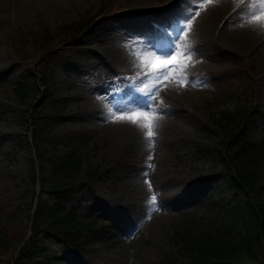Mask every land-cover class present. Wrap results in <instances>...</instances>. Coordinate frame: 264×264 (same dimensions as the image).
I'll list each match as a JSON object with an SVG mask.
<instances>
[{
    "label": "rangeland",
    "instance_id": "obj_1",
    "mask_svg": "<svg viewBox=\"0 0 264 264\" xmlns=\"http://www.w3.org/2000/svg\"><path fill=\"white\" fill-rule=\"evenodd\" d=\"M217 4L0 0V17L22 15L0 28V236L4 229L28 230L41 176L47 185L57 178L77 188L82 201L74 218L92 222L90 230L82 228L85 256L54 246L70 264H158L167 255L181 260L180 237L188 226L205 231L229 225L238 237L244 219L238 205L264 203V173L256 200L227 185L229 173L219 161L220 117L242 112L243 133L264 140V43L257 49L242 39L240 22L204 26ZM166 12H176L171 22L179 33L152 47L138 22ZM74 25L81 28L75 38L69 31ZM45 32L74 44V52H61V44L40 58L34 45L28 53L25 43ZM180 32L192 38L180 39ZM174 49L181 53L179 64L166 77L148 75L159 67L157 58ZM25 77L32 83L20 99L11 87ZM149 91L155 136L138 145L131 133L147 136V129L115 117L146 106ZM54 103L60 108L52 110ZM34 107L40 131L32 138ZM127 126L131 130L121 132ZM26 190L31 195L25 199ZM17 206L23 208L21 223L10 218Z\"/></svg>",
    "mask_w": 264,
    "mask_h": 264
},
{
    "label": "trees",
    "instance_id": "obj_2",
    "mask_svg": "<svg viewBox=\"0 0 264 264\" xmlns=\"http://www.w3.org/2000/svg\"><path fill=\"white\" fill-rule=\"evenodd\" d=\"M81 29V28H80ZM78 26H70L73 30V38L80 30ZM64 39L55 40V37L47 32L43 33L39 40L27 44L29 50L34 45L38 51L39 58L50 51H58L71 55L74 52V44H65ZM29 56V55H28ZM30 57V56H29ZM29 77L18 80L11 87V91L17 97L24 99L30 89ZM60 108L58 103L53 104V109ZM33 110V111H32ZM35 120L32 129V138L39 134L40 128L37 119L40 118L37 108H33ZM242 112L234 110L225 112L220 117V127L223 135L220 138L218 150H220L221 168L229 174L225 179L227 185L233 191L242 190L247 192L254 199L259 197V183L264 173V140H251L243 133L241 128ZM36 172H33L30 180L36 182ZM40 179L39 192L35 198V207L28 219V230L2 231L0 236V254L4 256L2 264H42L39 261L45 260L52 264H70L69 256L58 252L54 248L56 244L61 245L63 251H69L85 256L81 237L84 236L83 227L90 230L91 220H75L73 211L79 209L82 199L77 195V188L66 187L65 183L55 179L46 184L42 177ZM49 193L50 195H46ZM31 195L30 191L23 192L26 199ZM256 200V199H255ZM243 211V228L239 231L238 237L230 233L229 225L225 228L215 230H194L188 226L180 237L181 253L183 259L167 255L161 257L158 264H264V203L245 201L238 205ZM17 206L10 214V218L18 220L17 215L22 211ZM21 213V212H20ZM17 219V220H16ZM97 220V219H96Z\"/></svg>",
    "mask_w": 264,
    "mask_h": 264
},
{
    "label": "bare ground",
    "instance_id": "obj_3",
    "mask_svg": "<svg viewBox=\"0 0 264 264\" xmlns=\"http://www.w3.org/2000/svg\"><path fill=\"white\" fill-rule=\"evenodd\" d=\"M233 1L234 0H219V4L214 5V7L211 8L207 12V15H206L207 16L206 17L207 22L203 21L202 24L204 26L208 25L207 23H210L213 20H215V21H226L227 23H230L233 25H236L237 22H240L239 23L240 26L238 28V31H236V32H239V35L242 37V39L248 38V41L252 40V44L255 45V48L258 49V47L262 46L264 43V24H256V23H252L251 19L250 20H243V19H248V18H251L252 16L258 14V12L261 10V3H259V2H261V0H245V1H241L240 3H237V2L233 3ZM45 2H46V0H41V3H45ZM252 10H254V11H252ZM150 12H157V11L154 10L153 7H151ZM175 13L176 12H166V13H163L164 18L163 17L162 18L151 17L149 20L146 21V23L138 22L142 34H144L148 39L149 45H151L152 47L158 46L159 44H161V42H160L161 40L162 41H166V40L172 41L174 39V37L178 35L179 32L178 33L176 32V30L173 28L172 22H171V20H173V18H174ZM18 17L21 18L22 15L17 14V13H15V14L10 13V14H7V15L0 17V28L3 27L2 25H8L11 22H13L14 20H17ZM155 20H157V21H155ZM192 34L194 35V33H192ZM234 34H236V33H234ZM237 36H238V34H236V38H237ZM189 37L192 38L191 34L189 35ZM189 37L187 35H185L184 32H180V39H186V38L189 39ZM159 47H160V45H159ZM172 52L173 51H171L170 53H172ZM151 54L152 53L150 52L149 55H151ZM167 57L168 56L166 54L164 57H162V59H166ZM263 64H264V61H263ZM261 81H262V83L264 82V73L261 74ZM146 99H147V97L145 96V98H143L142 100H144V102H145ZM176 108L177 107H175V110L177 112H178V110L185 111L184 110L185 108L184 109H179V108L176 109ZM153 109H155L154 106L149 107L148 105L145 106L143 104V106L136 109V111H149L150 113L153 114L154 113ZM141 123L144 124V123H146V121L141 120L140 123L138 124L140 127L142 126ZM130 127L131 126H127L126 128H122L121 132H126V130H129ZM116 133H117V131H116ZM139 133H140V131L137 134L131 133L135 136L134 138L136 139L135 141L137 144H138V142L140 144H145L146 141H149L148 140L149 138H147V136H143V134H139ZM121 136H123V135H121ZM127 139H130V138L128 137ZM132 140H133V138H132Z\"/></svg>",
    "mask_w": 264,
    "mask_h": 264
},
{
    "label": "snow or ice",
    "instance_id": "obj_4",
    "mask_svg": "<svg viewBox=\"0 0 264 264\" xmlns=\"http://www.w3.org/2000/svg\"><path fill=\"white\" fill-rule=\"evenodd\" d=\"M252 23L256 24H264V0H261V10L258 12V14L251 17ZM173 53H168V58L166 59H160L159 60V67H154L152 72L148 73V75H152V73H156V78L159 79L160 77H166L167 76V70L170 67H175L180 62V56L181 53L175 52V49L173 50ZM162 86V85H161ZM160 86L157 87V90ZM153 92L149 91L146 92L145 95L147 97L146 104L150 107ZM115 119L117 120H130L133 124L140 123L141 120L146 121L142 126L147 129V137L149 139L153 138L155 136V132L153 131V128L155 127V120L156 117L151 114L149 111H137L133 112L131 114H121L119 116H116ZM153 202H155V196L152 197Z\"/></svg>",
    "mask_w": 264,
    "mask_h": 264
}]
</instances>
